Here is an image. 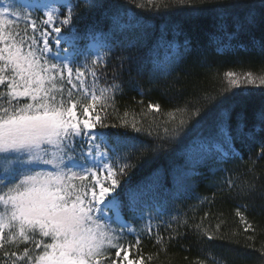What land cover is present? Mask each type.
<instances>
[{
    "label": "snow or ice",
    "instance_id": "snow-or-ice-1",
    "mask_svg": "<svg viewBox=\"0 0 264 264\" xmlns=\"http://www.w3.org/2000/svg\"><path fill=\"white\" fill-rule=\"evenodd\" d=\"M132 2L141 11L213 12L217 23L210 44L221 55L247 50L244 44H233L242 33L251 34L257 27L264 31V0H259L258 7L225 5L216 0H200L199 4L193 0ZM209 4L213 6L202 7ZM43 8L41 30L37 20L31 19L30 11L17 9L10 2L0 3V264H120L121 260L144 264L139 255L136 260L129 258L130 249L140 244L139 236L135 245L119 243L125 231L138 230L121 217L122 209L135 208L133 189L125 190L128 203L120 199L117 190L122 188L121 178L140 160L158 154L165 145L170 147L188 127V121L182 119L176 124L172 118L169 122L174 127H164L165 137L157 134L152 140H139L127 132L97 135L94 130L99 125L100 129L131 127L135 133L144 131L135 119L129 124L127 112L119 124L105 123L107 109L114 106L115 95L121 91V84L116 81L125 71L131 73L135 68L140 75L150 63L153 79L167 77L188 56L203 53L194 49L188 38L177 42L175 37L181 34L178 25L165 24L157 29L131 8L109 6L106 0H53ZM233 9L242 11L234 14ZM97 15L107 20L109 27L104 31L87 26L86 33L93 43L85 49L82 64L78 62L81 53L72 56L67 47L63 56L59 52L56 57L50 55L53 43L59 48L62 43L73 42L62 35V29L74 30L80 22ZM20 20L26 24L22 32ZM157 32L148 47L146 41ZM252 44L264 50V40L253 39ZM146 47L145 56L135 54ZM116 50L121 53L116 57L120 71L114 68L112 83L101 85V80L108 79L105 69ZM88 55L93 57L90 62ZM224 78L227 87L209 97L208 104L198 107L189 117L194 127L203 119V112L216 108L212 134L195 140L193 147L206 161L227 162L238 158L239 140L249 146L258 144L257 158H264V99L251 112L228 102L235 96L264 97V90L257 93L246 87L264 86V75L256 78L250 72L240 76L227 71ZM97 107L100 111H96ZM148 108L159 112L158 105L150 103ZM168 115L172 117L171 113ZM147 135L152 137V131ZM79 138L83 140L78 143ZM194 174V169L188 173L189 177ZM227 183L232 186L231 180ZM236 215L245 231L252 228L239 210ZM139 219L143 220V215ZM197 229L209 241L216 239L199 225ZM151 230L148 225L149 235ZM161 239L157 233L156 242L161 243Z\"/></svg>",
    "mask_w": 264,
    "mask_h": 264
},
{
    "label": "trees",
    "instance_id": "trees-1",
    "mask_svg": "<svg viewBox=\"0 0 264 264\" xmlns=\"http://www.w3.org/2000/svg\"><path fill=\"white\" fill-rule=\"evenodd\" d=\"M139 2V0H137ZM199 4L200 0H193ZM225 5L231 3L253 4L259 6V0H216ZM109 6L123 5L131 8L138 15L155 28L159 29L167 24L170 27L178 25L181 34L176 36L178 43L185 38L192 41L194 49L203 53L188 56L175 71L167 77L153 79L150 75L149 63L142 74L138 75L133 68L132 72L125 71L116 81L121 84V91L115 95L114 106L108 107L105 123L119 124L127 112L129 124L135 119L140 122L144 131L135 133L125 128H104L94 130L100 133H125L136 136L139 140H152L157 134L165 137L164 127L169 129L174 124L169 121L174 118L178 124L180 120L188 121L184 132L174 138L171 146L151 158H145L121 178L122 188L117 191L120 199L128 203L125 190L133 189L135 193V208H124L121 212L122 221H128L137 232L125 231L119 243L135 245L137 236L140 244L130 249V259L142 257L144 264H264V158H257L259 145L249 146L247 143L236 141L238 158L228 159L227 162L213 163L202 158L201 153L194 155L193 142L200 137L210 136L214 129L215 107H209L202 113L203 119L199 124L192 126L189 119L191 114L202 105L208 104L209 97H215L223 88L227 87L224 73L232 71L240 76L252 73L256 78L264 75V50L254 47L253 39L264 40V31L257 27L253 33H242L238 41L233 44H244L247 50L236 49L225 54H217L215 45L210 44V36L216 31V16L211 11L184 9L169 12L141 11L135 8L132 0H106ZM212 4L202 7H212ZM31 12V19L37 20V26L43 30L39 20L43 10L39 8H23ZM241 9H233L234 14ZM88 25L95 26L96 30L107 31L109 22L102 20L99 15L89 17L80 22L74 30L62 29V35L72 43L63 44L57 48L53 43L50 54L56 57L58 52L64 55L67 47L69 54L77 56L79 63L84 62L85 49L91 38L86 33ZM26 28L24 20L19 23L21 32ZM28 34L32 35L31 28ZM54 35V34H53ZM39 37V32L36 33ZM158 32L146 41L148 47L155 41ZM73 37L78 39L73 40ZM169 33V39H172ZM42 46V41H40ZM52 43V42H50ZM148 47L139 53L145 56ZM121 53L115 54L107 62L106 74L108 79L101 80V85L111 84L113 70L120 71L119 60ZM128 55L129 53H124ZM88 61L93 58L88 55ZM75 67V65H73ZM89 85L91 78H87ZM242 87H245L242 85ZM253 92L264 90V86L246 85ZM239 93L241 89H234ZM264 97L235 96L229 103L244 106L249 112L259 107ZM158 105L159 112L150 110L149 104ZM79 111V110H78ZM96 111H100L97 107ZM169 113L172 117H169ZM93 117L95 113H92ZM105 116L104 112H100ZM81 119L85 117L81 116ZM199 119V117H198ZM168 122V123H166ZM152 131V137L147 135ZM83 138H79L78 143ZM86 150V147H85ZM136 163V161H133ZM195 174L188 175L190 170ZM232 181L229 187L228 181ZM127 182V183H125ZM87 183V181H86ZM115 195V193H113ZM240 211L252 228L245 231L236 215ZM143 215V220L139 217ZM149 215L152 219L149 220ZM134 217H136L134 219ZM151 225V235L147 226ZM197 225L216 236L209 241L200 235ZM219 226V227H217ZM144 228V231H139ZM157 233L161 243H157ZM23 250V245L20 246ZM111 255L115 258V251ZM123 255V254H122ZM149 257L151 259H149ZM122 260L120 264H122Z\"/></svg>",
    "mask_w": 264,
    "mask_h": 264
},
{
    "label": "rangeland",
    "instance_id": "rangeland-1",
    "mask_svg": "<svg viewBox=\"0 0 264 264\" xmlns=\"http://www.w3.org/2000/svg\"><path fill=\"white\" fill-rule=\"evenodd\" d=\"M9 2L11 4H13L17 9H20L19 6L26 7L28 9H30L32 7H35V8L39 7L44 11L43 5H47L49 3H52L53 0H3V1H0V3H9ZM20 22H21V20H20ZM193 154L199 155L200 152L194 150ZM122 262H123L122 264H127L126 261L122 260Z\"/></svg>",
    "mask_w": 264,
    "mask_h": 264
}]
</instances>
